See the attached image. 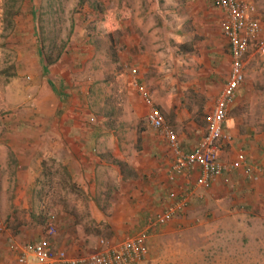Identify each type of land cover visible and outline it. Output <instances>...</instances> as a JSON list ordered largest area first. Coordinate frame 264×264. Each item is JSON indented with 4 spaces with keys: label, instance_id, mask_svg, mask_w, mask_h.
Listing matches in <instances>:
<instances>
[{
    "label": "rangeland",
    "instance_id": "rangeland-1",
    "mask_svg": "<svg viewBox=\"0 0 264 264\" xmlns=\"http://www.w3.org/2000/svg\"><path fill=\"white\" fill-rule=\"evenodd\" d=\"M214 1L0 0V219L6 229L23 226L43 236L53 215L56 243L74 239L81 256L94 253L100 239L133 234L116 236L107 220L95 222L89 203L95 199L111 217V199L103 200L107 191L93 197L84 187L92 176L94 188L114 186L118 167L129 170L146 148L140 138L150 140L151 129L143 94L176 132L177 113L202 112L196 106L204 100L191 84L198 69L210 70L208 61H198L215 54L205 42L222 40L228 55L225 16ZM242 1L262 28L244 59L242 132L264 136V0ZM45 55L58 60L44 68ZM96 133L92 159L100 166L92 174L80 169L79 153H92L88 135ZM150 242L148 258L136 264H264V222L225 217L181 224Z\"/></svg>",
    "mask_w": 264,
    "mask_h": 264
},
{
    "label": "crops",
    "instance_id": "crops-1",
    "mask_svg": "<svg viewBox=\"0 0 264 264\" xmlns=\"http://www.w3.org/2000/svg\"><path fill=\"white\" fill-rule=\"evenodd\" d=\"M199 12L197 11L195 15H198ZM223 40L228 44V51L226 49L228 55L224 53L222 40H207L205 42L207 46L216 47L215 50H212L215 53L213 54L215 57L208 55V58H205L202 55L198 59L201 63H207L208 61L210 68L208 72L198 69L195 74L196 81L191 84L193 91L197 93L202 101L204 100V103L201 101L202 103L196 106L197 111L202 112H199L194 117H188L181 110V112L176 114L174 120L175 126H180L181 131L176 132L169 126L177 135L181 150L184 153L193 152L199 141L203 138L207 126L206 117L213 109L214 102L228 79L230 50L227 39L224 37ZM205 51L208 52L207 50ZM12 86L14 84L10 83L9 89ZM240 91L241 87L229 108L228 119L224 127V130L233 137V142L222 148L220 158L225 163L230 162L235 158L236 152L241 150L244 152L249 164L258 165L264 169V136L251 135L250 133L243 134L242 132L246 126L245 120L241 117L243 96L239 95ZM9 97L11 99L14 98L11 95ZM146 108L147 114L149 108L148 106ZM235 110L236 112L234 113ZM150 129V140L147 137L140 138L141 145L144 144L146 148L138 151L139 158L131 163L129 170H122L120 166L116 170L119 180L114 186H109L105 190L103 188L102 190L94 188L93 186H97V184H94L95 179L92 176L93 183L88 185L89 189L86 187L87 185L84 187L86 191L89 190L93 197H95V193L99 194L100 191L104 196V191H107L108 197H103V200L106 201L107 198L111 199L110 209L113 210L111 217L101 210L102 205H97L95 199L89 203V209L91 210L92 219L98 223L107 220L112 226L111 232L115 235L120 234L124 236L130 232L135 233L137 230L139 231L150 216L161 211L166 206L168 203L166 195L170 189L174 188L172 186H176L167 177V172L173 161L171 153L167 149L160 132L152 128ZM88 137L90 138V142L93 143L91 146L92 153L87 154L86 152H90L88 149L81 150L79 154H83L82 158H80L83 163L80 169L86 172V170L91 168V173L94 174L96 168H99L100 163L97 159H94L95 161L92 159V157L96 158L98 155V153L93 151V146L96 145L101 136L89 134ZM119 164L121 163L119 162ZM131 175L132 177H130ZM19 177L22 176L19 175ZM186 180L194 182L193 178ZM30 188L31 186H28V191ZM13 192L15 191L13 190ZM197 208L200 211L195 213V215H190ZM217 213L221 216L216 217ZM225 217L232 218L236 223H239L241 220H244L246 224H251L252 221L264 222V177L260 176L255 179L254 175H244L242 170L225 174V176L217 179L209 189H198L193 198V203L185 215L172 220L161 232L171 226L175 227L177 225L180 227L181 224H193V221L196 219L200 220L199 218H201L198 221L200 225L203 221L208 223L212 220L224 219ZM29 231L23 226H15L12 232L6 229L4 225V229L0 232V234H3V236H0V264H18V251L14 248L15 244H17L16 246L23 245L26 242H30L27 240L32 237L38 238V236H42L38 229L30 231L31 233ZM13 233H15V236ZM55 237L51 239L54 247L65 250L69 256L76 257L77 254V256L83 255L79 254L82 251H79L80 247L74 242V239L63 238L59 244L54 240ZM152 238H150V241ZM150 241L149 243H151Z\"/></svg>",
    "mask_w": 264,
    "mask_h": 264
},
{
    "label": "built area",
    "instance_id": "built-area-1",
    "mask_svg": "<svg viewBox=\"0 0 264 264\" xmlns=\"http://www.w3.org/2000/svg\"><path fill=\"white\" fill-rule=\"evenodd\" d=\"M216 7L223 13L222 32L229 43L230 71L228 79L217 96L213 109L206 117V132L191 153L181 150L175 132L166 124L161 111L151 103L148 96L143 99L148 106L146 121L150 128L160 132L173 161L167 172L168 180L176 184L167 193L168 203L159 212L147 219L146 225L136 233L118 241H98L94 253L86 256H69L63 249L54 247L52 238L56 224L53 215L47 218V228L43 236L36 241L18 245V264H136L144 261L149 255L150 238L155 237L175 218L185 215L191 207L198 189H209L212 184L225 174L242 170L246 176L254 175L255 179L264 177V169L247 162L243 151L238 150L230 162H223L220 151L232 144L233 137L225 130L231 104L244 81V59L251 45L258 44L262 28L249 12L253 7L242 0H216ZM264 49V48H261ZM254 172V173H252ZM193 178L194 182L186 179ZM198 223L194 220L193 223ZM187 225V224H184ZM4 229L0 219V232Z\"/></svg>",
    "mask_w": 264,
    "mask_h": 264
},
{
    "label": "trees",
    "instance_id": "trees-1",
    "mask_svg": "<svg viewBox=\"0 0 264 264\" xmlns=\"http://www.w3.org/2000/svg\"><path fill=\"white\" fill-rule=\"evenodd\" d=\"M216 1V0H215ZM215 1H214V5H215ZM215 7H216V5H215ZM217 8V7H216ZM221 12V11H220ZM44 68H47L49 65H52V64H54V63H56L57 62V60L58 59H55V60H51L50 58H49V56H44ZM96 130L98 129V128H95ZM98 131V130H97ZM94 135H96V136H99V134L98 133H96V134H94ZM198 221H200V220H198ZM146 225V223L143 225V227ZM142 227V228H143ZM45 228H47V221L45 222V226H44V230H45Z\"/></svg>",
    "mask_w": 264,
    "mask_h": 264
}]
</instances>
